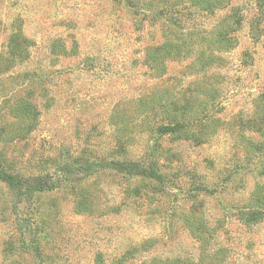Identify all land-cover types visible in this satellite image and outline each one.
<instances>
[{
	"label": "rangeland",
	"instance_id": "1",
	"mask_svg": "<svg viewBox=\"0 0 264 264\" xmlns=\"http://www.w3.org/2000/svg\"><path fill=\"white\" fill-rule=\"evenodd\" d=\"M222 6L0 0V264H264V0ZM217 24L233 42L200 71ZM167 36L191 53L163 73ZM113 159L163 178L101 169L20 201L3 175Z\"/></svg>",
	"mask_w": 264,
	"mask_h": 264
},
{
	"label": "trees",
	"instance_id": "2",
	"mask_svg": "<svg viewBox=\"0 0 264 264\" xmlns=\"http://www.w3.org/2000/svg\"><path fill=\"white\" fill-rule=\"evenodd\" d=\"M190 1L192 5L199 7L202 10L211 12H215L218 9H221L223 7L222 5H224L225 7L227 6V2L229 3V0ZM225 2L226 5L224 4ZM228 19H233L235 25H241L242 18L239 14H235ZM230 30V26L228 31L227 28L224 29L223 26L217 24L214 30L211 31L210 46H208L207 48L199 49L198 56L193 63H202L200 64V71H207L211 66H214L215 63H218L220 59L223 60L224 57H222V54L224 53V51H227L229 45L233 42V39L229 34ZM184 44L187 43L181 42L176 37L170 38L167 36L166 41L163 44L151 48L152 54L150 58L152 59V63L155 65L160 64L161 70L164 73L166 71V65L169 61L175 62L181 57L185 58L187 55H190V50H188V48H186ZM188 44L191 45V42H189ZM1 70L2 65H0V71ZM175 104L176 102L171 103L170 110H172ZM32 111L34 110L32 109ZM29 114H31V112ZM164 121H166L163 123L164 126H161V128L163 129L173 128L178 125L177 119L171 118L170 116H167ZM262 124L264 125V118L262 119ZM108 168L131 176H146L155 179L163 178V175L161 174L160 170L158 169L159 167L155 162H143L142 160L130 159H113L103 160L100 162L86 161L81 163L76 169L66 172L65 175L58 178V180H53L51 178L48 179V177L46 176H31L28 178H19L18 175L13 173H6L3 175L9 187L16 193L18 200L23 201V199L25 200L32 198L39 192L54 190L56 186H58L62 181L72 179L71 177L73 174L89 176L101 169Z\"/></svg>",
	"mask_w": 264,
	"mask_h": 264
}]
</instances>
